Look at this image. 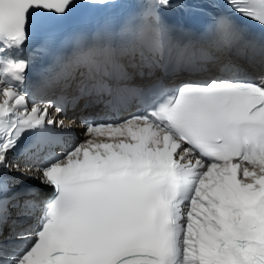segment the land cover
<instances>
[{"label": "snow or ice", "instance_id": "1", "mask_svg": "<svg viewBox=\"0 0 264 264\" xmlns=\"http://www.w3.org/2000/svg\"><path fill=\"white\" fill-rule=\"evenodd\" d=\"M210 6L142 0L63 31L54 51L78 10L126 5L0 0V264H264V0H223L196 35L168 20ZM245 49L252 70L225 74ZM45 52L53 65L30 91ZM133 106L80 122L85 136L126 139L45 154L71 134L61 114Z\"/></svg>", "mask_w": 264, "mask_h": 264}]
</instances>
